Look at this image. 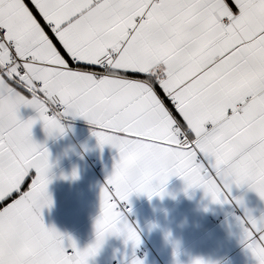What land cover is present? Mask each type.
<instances>
[{
	"label": "snow or ice",
	"instance_id": "1",
	"mask_svg": "<svg viewBox=\"0 0 264 264\" xmlns=\"http://www.w3.org/2000/svg\"><path fill=\"white\" fill-rule=\"evenodd\" d=\"M61 116L120 154L84 251L43 218L52 165L32 130L63 135ZM173 176L213 203L232 184L264 199V0H0V264H89L119 235L139 248L124 207ZM243 243L264 264V218Z\"/></svg>",
	"mask_w": 264,
	"mask_h": 264
},
{
	"label": "crops",
	"instance_id": "2",
	"mask_svg": "<svg viewBox=\"0 0 264 264\" xmlns=\"http://www.w3.org/2000/svg\"><path fill=\"white\" fill-rule=\"evenodd\" d=\"M62 112L55 109L49 114ZM36 116L31 108L20 110L24 121ZM60 120L63 135L50 138L42 121L32 130L34 140L47 148L52 165L49 192L54 206L44 209L43 218L46 227L65 237L66 245L75 241L84 251L96 244L102 189L114 173L120 154L110 146L101 150L93 135L96 128L86 119L61 116ZM93 161L101 165L100 172ZM74 171L79 176L75 180L71 179ZM126 205L131 211L124 212V217L141 236L140 247L126 243L124 235L111 236L98 254L89 258V264H133L136 259L144 264H194L196 260L205 264H257L243 243L244 230L249 216L264 218V199L247 185L232 184L227 200L217 204L203 189H189L184 180L173 176L163 198L150 200L147 195L134 194ZM140 250H145L141 258L136 256Z\"/></svg>",
	"mask_w": 264,
	"mask_h": 264
},
{
	"label": "built area",
	"instance_id": "3",
	"mask_svg": "<svg viewBox=\"0 0 264 264\" xmlns=\"http://www.w3.org/2000/svg\"><path fill=\"white\" fill-rule=\"evenodd\" d=\"M56 110H58L59 112H61V111L63 110V108H62V107H60V108H56ZM93 163L96 165V167H95L96 170H97L98 172H100L101 169H102L101 165H99L96 161H93ZM129 209H130V211H131V207L125 205V207H124V212H125V213L130 212ZM144 252H145V250H140V251H138V252L136 253V256L139 257V258H141V257L143 256ZM112 264H121V263H119V262H114V263H112ZM219 264H224V263H223V262H220Z\"/></svg>",
	"mask_w": 264,
	"mask_h": 264
}]
</instances>
